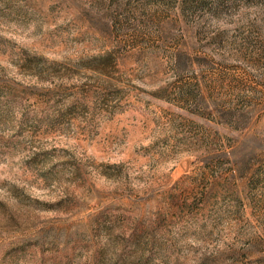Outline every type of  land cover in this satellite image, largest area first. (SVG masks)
Here are the masks:
<instances>
[{
	"label": "rangeland",
	"instance_id": "obj_1",
	"mask_svg": "<svg viewBox=\"0 0 264 264\" xmlns=\"http://www.w3.org/2000/svg\"><path fill=\"white\" fill-rule=\"evenodd\" d=\"M0 264H264V0H0Z\"/></svg>",
	"mask_w": 264,
	"mask_h": 264
}]
</instances>
